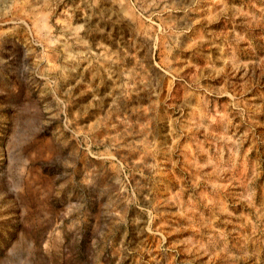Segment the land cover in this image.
Segmentation results:
<instances>
[{
  "label": "rangeland",
  "instance_id": "1",
  "mask_svg": "<svg viewBox=\"0 0 264 264\" xmlns=\"http://www.w3.org/2000/svg\"><path fill=\"white\" fill-rule=\"evenodd\" d=\"M0 264H264V0H0Z\"/></svg>",
  "mask_w": 264,
  "mask_h": 264
}]
</instances>
